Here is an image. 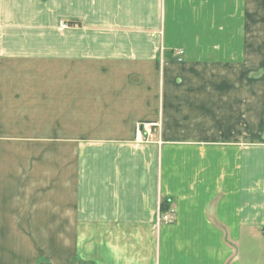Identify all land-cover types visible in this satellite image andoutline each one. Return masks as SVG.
<instances>
[{"label": "crops", "instance_id": "0c3cea01", "mask_svg": "<svg viewBox=\"0 0 264 264\" xmlns=\"http://www.w3.org/2000/svg\"><path fill=\"white\" fill-rule=\"evenodd\" d=\"M0 264H264V0H0Z\"/></svg>", "mask_w": 264, "mask_h": 264}, {"label": "built area", "instance_id": "2783aa9c", "mask_svg": "<svg viewBox=\"0 0 264 264\" xmlns=\"http://www.w3.org/2000/svg\"><path fill=\"white\" fill-rule=\"evenodd\" d=\"M180 54H182L181 52H179ZM180 61H182V58H179ZM143 126L142 125H138L137 130L139 133H141L143 131ZM173 210H169L167 212H162L161 210H159V212L157 213V220H156V225L159 226L162 223H169L173 220Z\"/></svg>", "mask_w": 264, "mask_h": 264}, {"label": "rangeland", "instance_id": "374dc122", "mask_svg": "<svg viewBox=\"0 0 264 264\" xmlns=\"http://www.w3.org/2000/svg\"><path fill=\"white\" fill-rule=\"evenodd\" d=\"M214 3H215V5L217 6V5L219 4V0H214ZM215 21H216V23H218V22L221 21V18H220L219 16L216 15V17H215Z\"/></svg>", "mask_w": 264, "mask_h": 264}]
</instances>
